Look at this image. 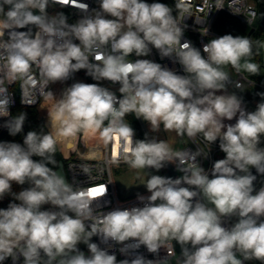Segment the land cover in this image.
Listing matches in <instances>:
<instances>
[{
  "label": "clouds",
  "instance_id": "obj_1",
  "mask_svg": "<svg viewBox=\"0 0 264 264\" xmlns=\"http://www.w3.org/2000/svg\"><path fill=\"white\" fill-rule=\"evenodd\" d=\"M50 2L57 0H0V60L6 61V77L47 89L85 69L95 81L118 83L121 96L98 83L76 82L55 100L49 113L53 131H29L23 145L0 142V199L11 193L13 182L30 185L12 194L19 203L0 209V264L8 258L17 264L21 257L23 264H117L107 248L91 242L93 236L122 245V252L143 245L158 253L175 241L181 245V264H264V187L254 189L256 176L250 171L254 167L264 174V102L247 111L240 97L226 94L231 78L224 70L231 66L237 73L258 75V65L248 59L252 41L230 34L211 39L203 46L206 57L189 42L181 43L189 0H176V15L159 2L98 0V9L75 24L63 13L49 16ZM220 5L218 0L217 9ZM152 48L161 57L174 58L186 75L149 59H127L133 54L147 57ZM33 66L40 77L35 84ZM46 94L54 97L52 91ZM9 104L5 90L0 93V117L8 118L5 126L16 135L26 113L13 116ZM129 113L147 121L154 132L163 125L164 131L179 136L203 134L210 145L219 139L225 158L214 163L210 177L198 162L206 156L199 151L173 153L163 140H134V130L124 122ZM234 118L235 124L225 123ZM93 129H103L107 139L120 137L124 159L133 168L159 171L173 163L183 175H150L144 185L151 195L138 197L142 207L97 214L92 204L106 194V186L74 189L49 167L57 163L55 135L74 137ZM44 205L51 208L42 210ZM232 217L236 222L225 227V219ZM81 243L87 245L88 255L80 251ZM119 264L161 261L137 255Z\"/></svg>",
  "mask_w": 264,
  "mask_h": 264
},
{
  "label": "built area",
  "instance_id": "obj_2",
  "mask_svg": "<svg viewBox=\"0 0 264 264\" xmlns=\"http://www.w3.org/2000/svg\"><path fill=\"white\" fill-rule=\"evenodd\" d=\"M175 4L176 0H172L171 8L173 9V15H176ZM189 4V17H186L182 24L184 34L181 43L189 42L191 46L199 49L205 57L206 54L203 53V46L211 39L222 36L215 29V25L222 14L240 22V24L246 28L247 35L249 31L253 29L250 39H253L254 36L258 34L261 26L264 28V23H262V20H264V0H221L220 6H222V9H217L218 0H189ZM49 5L74 11L77 16V20L82 15L91 14L92 10L98 9L99 7L98 0H57L55 3L50 2ZM84 5L88 6L87 9H84ZM234 9H237L240 14H234L232 12ZM250 12L255 13L254 18L250 16ZM249 20H251V23H248ZM68 23L75 24L70 22ZM18 31L20 30L18 29ZM4 39H7V33L5 34ZM73 42L77 44L79 43L78 40H74ZM127 59L133 62L137 59H149L179 75H186L183 66L179 62L175 61L174 58L161 57L155 48H152L147 57H136L135 54H133L127 57ZM90 60H92L93 63H99L98 61L93 60L92 57H90ZM5 62L6 61L4 60H0V79L3 80V83L0 84V93L5 92L6 90V94L10 97L8 109L10 113H12V111L18 106L36 108L42 107L49 98L46 91L51 90L52 84H50L47 89H44L39 85H36L35 87L25 85L24 81L21 79H16L14 81L9 80L5 75ZM260 65L262 68V76L264 77V30L261 33ZM224 70L229 73L232 79L230 86L226 89V94H230L235 91L246 93L254 87H258L264 91V80L262 82H255L249 79L244 72L241 71L237 73L231 66H227ZM77 72L78 71L74 72L66 81H62L67 88L74 84ZM32 78L34 84L35 81L40 79L39 70L36 66H33L32 68ZM103 82L105 88L113 91L117 97L121 96L118 92L120 87L118 83L113 84L108 80H103ZM237 85H239V87H237ZM6 119L8 118L0 117V124ZM138 120L144 129L145 138L153 139L154 136L149 133L144 126V120L142 118H139ZM124 122L129 123L125 117ZM107 123L108 122L106 121L105 126H107ZM46 127H48V125H46ZM48 129L49 132L52 131L49 127ZM102 132L103 129L84 130L77 133L74 137H68V139L66 138V141L68 140L66 142L68 145L66 146V152L63 153L62 156L65 160V162H63L67 183L72 185L74 189H90L94 187L98 188L106 186V194L102 197L95 198L92 204V207L97 211V214H106L114 209H125L135 206L142 207L143 204L138 197L150 196L151 193L148 191L128 198H121L117 193L113 173L115 170H118L129 163L124 159L125 153L123 140L116 135H113L111 139H107L102 135ZM133 139L141 140L135 131ZM189 139L191 141V145L185 146L178 153L190 154L199 151L205 154L206 156H200L197 159L200 166L203 167L211 177V170L214 163L217 160L224 159L226 155L219 147V139L211 145L205 140L203 134H199L195 138L189 137ZM170 164L176 170L174 179L183 175V173L177 170L175 164ZM85 167L88 169L87 173L83 171ZM163 169L164 172L162 176L164 177L167 169L165 166ZM259 183L260 186L257 191L264 187V180H262L261 177ZM261 219L264 220V217ZM235 222V217L225 219L224 226L231 227V225ZM93 239L101 248H107L109 254H114L116 256L117 264L123 260L131 261L137 255H142L145 259L152 261L160 260L161 264H181L182 262L181 245L175 241H171L168 245L161 247L158 253H151L143 245L139 249L122 252L120 250L122 245L115 244L111 241L108 244H105L98 236H93ZM109 245L111 246L109 247ZM3 264H13V261L11 258H8L3 262ZM17 264H23L22 257L17 261ZM244 264H246V262H244Z\"/></svg>",
  "mask_w": 264,
  "mask_h": 264
},
{
  "label": "trees",
  "instance_id": "obj_3",
  "mask_svg": "<svg viewBox=\"0 0 264 264\" xmlns=\"http://www.w3.org/2000/svg\"><path fill=\"white\" fill-rule=\"evenodd\" d=\"M147 3H153V2H159L167 4L169 7L172 6V0H146ZM5 10L7 11V6H5ZM57 13H63L66 17L68 22L70 23H76L77 16L74 11L66 9V8H59L57 10ZM216 31L220 35H232V36H243L247 37V30L246 28L240 24L237 20L222 14L220 15L216 25H215ZM20 31H27L28 29H19ZM264 28L261 26L259 28L258 34L254 36L253 39H250L252 41L253 45V55L248 58L250 62L255 63L258 65V75H252L245 71L244 73L248 76L249 79L255 81V82H262L264 80V77L262 76V68L260 65L261 62V33L263 32ZM35 31V28H33V32ZM243 63V61H242ZM238 97L242 98L243 102L246 106L252 108V112L256 110L257 105L259 103L264 102V91L259 89L258 87L251 88L250 91H247L246 93L241 91H235L234 92ZM26 113V119L23 124L22 131L16 135H11L9 132V129L5 126L6 121H3L0 124V142H14L19 143L23 145L24 137L29 131H35L37 133H49L47 130L44 122L40 119L39 113L36 109V107H24V106H18L12 111V115H18L19 113ZM125 118L128 120V122L131 124L133 130L138 135V137L141 140L146 139L144 135V129L142 125L140 124L138 118L134 114L129 113L125 116ZM50 121V119L48 120ZM57 136V135H56ZM264 146V137L261 138V144L260 147ZM34 160H39V157H33ZM54 159L57 162L56 165H49V167L54 168V170L57 169L59 161L64 160L57 144H56V152L54 155ZM30 187L28 183H25L24 185H19L16 183H12L11 186V193L6 194L2 199H0V209H6L8 205L11 202L19 203L18 201H14L13 193H19L20 191ZM48 205H44L43 209H45ZM42 209V210H43ZM93 243H95L93 239ZM246 264H261L260 261L257 260H251V261H245Z\"/></svg>",
  "mask_w": 264,
  "mask_h": 264
},
{
  "label": "rangeland",
  "instance_id": "obj_4",
  "mask_svg": "<svg viewBox=\"0 0 264 264\" xmlns=\"http://www.w3.org/2000/svg\"><path fill=\"white\" fill-rule=\"evenodd\" d=\"M58 7L54 6H48L47 12L50 16H55L57 14ZM242 72H245L242 70ZM235 75V74H234ZM76 82H83V83H88V84H95L98 83L100 86L105 87L103 81H95L93 78L87 74V70L81 69L77 72L74 83ZM67 87L64 85L63 82H56L52 84L51 90L54 93V97H49L44 105L40 108H36L40 119L44 122L45 126L48 125V127L53 131L51 128V122L48 121L49 118V113L54 112L55 109V100L59 99V97L62 94V91L66 89ZM250 91V90H248ZM119 92V90H118ZM230 94H235L230 93ZM242 100V98H241ZM242 104L244 108L252 112V108L248 107L245 105V103L242 100ZM236 119L234 118L231 121H225L226 124H235ZM144 126L145 128L151 133L154 138L159 141L163 140L165 141L169 148L172 150L173 153H178L180 152L185 146L191 145V141L187 135L184 136H179L177 135L174 131H164L163 130V125H161V128L159 131L154 132L151 129L150 124L144 120ZM47 128V127H46ZM48 130V129H47ZM49 131V130H48ZM59 150L61 151L62 154V149L58 146ZM164 172V169L161 168L159 171L155 169H136L133 168L130 164H127L126 166L115 170L113 173L114 181H115V186L117 189V193L121 198H128L135 196L137 194H141L145 191H148L147 188L145 187V183L147 182V179L149 178L150 175H160L162 176ZM262 179V176H261ZM209 207H212L211 204L208 205ZM51 208V205H48L45 209L43 210H48ZM91 242H93V237L91 239ZM80 251L84 252L85 255L89 254V250L87 248V245L81 243L78 245ZM242 258V257H241ZM170 264V263H166Z\"/></svg>",
  "mask_w": 264,
  "mask_h": 264
},
{
  "label": "water",
  "instance_id": "obj_5",
  "mask_svg": "<svg viewBox=\"0 0 264 264\" xmlns=\"http://www.w3.org/2000/svg\"><path fill=\"white\" fill-rule=\"evenodd\" d=\"M262 23H264V20H262ZM252 33H253V29L249 31V33L247 35V38L250 39ZM231 82H232V79H231ZM231 82L228 84V86H230ZM165 168L167 169V172L165 173L164 177H166V178H173L174 179V177L176 175L175 168L170 163H166L165 164ZM55 171L59 175H61L65 179V181L67 182V178H66V174H65V168H64V162H63V160L59 161L58 167H57V169ZM250 171H251V173L253 175L256 176V180L254 181V189L257 191V189L260 186V183H259L260 177L262 176V180H264V174H259L254 167L251 168ZM253 194H255V192Z\"/></svg>",
  "mask_w": 264,
  "mask_h": 264
},
{
  "label": "crops",
  "instance_id": "obj_6",
  "mask_svg": "<svg viewBox=\"0 0 264 264\" xmlns=\"http://www.w3.org/2000/svg\"><path fill=\"white\" fill-rule=\"evenodd\" d=\"M47 129H48V127H47ZM49 130V129H48ZM66 138L68 139V137H64V136H62V135H55V139H56V141H57V146H59L61 149H62V155H63V153H65L66 152V146L68 145L66 142L68 141H66ZM69 138H71V137H69ZM64 139V140H63ZM70 141V140H69ZM61 152V151H60Z\"/></svg>",
  "mask_w": 264,
  "mask_h": 264
},
{
  "label": "snow or ice",
  "instance_id": "obj_7",
  "mask_svg": "<svg viewBox=\"0 0 264 264\" xmlns=\"http://www.w3.org/2000/svg\"><path fill=\"white\" fill-rule=\"evenodd\" d=\"M93 194H95V193H93Z\"/></svg>",
  "mask_w": 264,
  "mask_h": 264
}]
</instances>
